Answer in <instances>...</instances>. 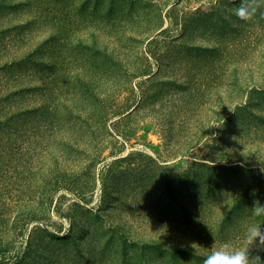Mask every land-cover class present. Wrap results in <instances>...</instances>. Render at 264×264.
Listing matches in <instances>:
<instances>
[{
    "label": "rangeland",
    "instance_id": "1",
    "mask_svg": "<svg viewBox=\"0 0 264 264\" xmlns=\"http://www.w3.org/2000/svg\"><path fill=\"white\" fill-rule=\"evenodd\" d=\"M26 2L0 9V64L25 60L0 70V264H203L241 247L264 222V101L249 99L264 18L237 20L240 0Z\"/></svg>",
    "mask_w": 264,
    "mask_h": 264
},
{
    "label": "clouds",
    "instance_id": "2",
    "mask_svg": "<svg viewBox=\"0 0 264 264\" xmlns=\"http://www.w3.org/2000/svg\"><path fill=\"white\" fill-rule=\"evenodd\" d=\"M237 20L244 23H251L259 15L264 18V0H240L239 5L234 9ZM254 215L264 217V205L256 203L252 208ZM261 223H254L247 227L243 245L234 247L230 242L222 243L218 248H214L203 260V264H264L259 255L264 252V229Z\"/></svg>",
    "mask_w": 264,
    "mask_h": 264
},
{
    "label": "trees",
    "instance_id": "3",
    "mask_svg": "<svg viewBox=\"0 0 264 264\" xmlns=\"http://www.w3.org/2000/svg\"><path fill=\"white\" fill-rule=\"evenodd\" d=\"M27 2L25 3V5H29L30 3L33 5H39V4H43V0H26ZM23 4V3H22ZM19 7H23V5L21 4H17V5H10L8 4V0H0V9L3 10H7V9H13V11H16L17 9H19ZM260 19V18H259ZM185 23L188 22V20L184 21ZM191 22V20L189 21V23ZM256 26V39H261L264 41V21L260 22L258 21V23H255ZM17 29V28H16ZM6 32L5 31H0V35L4 34ZM258 46H259V42H257ZM2 45V43L0 44V46ZM24 57L20 58L18 61H5L4 64H0V70H4L7 69L8 67H15V65L18 63L22 64L24 62ZM257 89L259 91L258 95H256V97H250L249 99L252 100L253 102H255V105H257L258 103H261V101H264V87H260L257 86ZM10 95V94H9ZM260 95V96H259ZM12 104L11 101L8 99V97L4 96V95H0V131L3 128V125L5 123H7V121H9L10 117L12 116ZM145 248H141V249H146ZM155 252H160L158 249L154 250ZM165 255H168V251L164 252ZM147 261H143V263H146ZM165 262L166 264H177L179 263L178 261H162Z\"/></svg>",
    "mask_w": 264,
    "mask_h": 264
}]
</instances>
